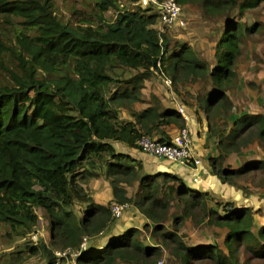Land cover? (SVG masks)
<instances>
[{
	"label": "trees",
	"instance_id": "1",
	"mask_svg": "<svg viewBox=\"0 0 264 264\" xmlns=\"http://www.w3.org/2000/svg\"><path fill=\"white\" fill-rule=\"evenodd\" d=\"M93 1L99 22L71 27L53 14L52 0H0V15L19 18L27 31L34 32L32 37L18 33L17 50L7 47L0 37V71L6 74L5 79L0 75V225L28 234L39 221L35 211L40 208L46 214L54 247L78 249L83 238L89 239L77 264H155L160 251L145 246L135 228L111 236L103 247L91 242L108 230L113 218L111 207L96 203L84 186L104 176L112 202L133 204L151 224L152 235L162 245L173 244L180 264L206 257L221 264L229 260L238 264L236 255L242 244L261 256L264 226L253 233L248 209L215 203L223 210L219 213L209 206L207 192L189 188L175 175L144 173L141 161L113 146L118 143L137 150L142 137L167 142L169 136L162 128L178 131L186 127L176 108L164 107L155 95L146 108L130 112L131 121L119 118L120 108L144 102L145 82L154 74L172 84L207 80L211 89L195 101L217 151L209 159L210 172L221 183L244 174L250 163L229 170L226 159L254 140L264 145V116L232 118L228 93L236 84L235 67L246 31L258 29L230 23L215 46L216 64L210 68L188 44L171 46L170 37L155 28L160 22L157 8L169 0H155V5L145 9L119 10L111 23L102 14L117 9L116 0ZM174 2L180 16L183 7L197 6L205 17L217 18L234 10L242 17L264 0ZM7 53L14 58L17 71L6 66ZM125 71L134 73L124 78ZM225 119L232 121L228 130L221 125ZM261 166L264 170V163ZM135 183L136 194L128 197L127 188ZM174 203L181 208V215L173 219L176 225L191 220L226 230L228 260L218 247H188L177 233L167 230L165 223ZM76 205L81 212L75 211ZM29 250L34 255L43 251L46 264H55L54 251L43 246Z\"/></svg>",
	"mask_w": 264,
	"mask_h": 264
},
{
	"label": "rangeland",
	"instance_id": "2",
	"mask_svg": "<svg viewBox=\"0 0 264 264\" xmlns=\"http://www.w3.org/2000/svg\"><path fill=\"white\" fill-rule=\"evenodd\" d=\"M116 2L117 9L102 14L103 20L107 23L115 20L119 10H135L137 7L145 9L149 4H152L148 2L144 5L141 0H116ZM52 3L53 14L68 26H81L85 21L89 23L99 22L98 12L93 0H52ZM181 14L179 22L172 27H165L157 22L155 28L170 37L171 46L180 43L188 44L197 53L198 58L207 63L210 68H213L216 64L214 58L215 46L230 23L239 22L243 28L253 26L256 30L258 29V31L253 32L246 31L242 43V54L235 67L237 73L236 84L228 93V96L233 103L230 113L232 118L242 115L264 116V3H261L255 9L247 10L242 14V17H239L237 10H234L228 16L205 17L197 6H185ZM22 22L19 18L0 15V37L5 45L13 50H17L16 36L19 32L28 37L34 35V32L25 29ZM4 59L7 67L17 71L16 62L10 54L7 53ZM121 73V70H116L117 75H121ZM133 73L125 71L123 77L128 78ZM0 75L1 78L5 79V73L0 71ZM210 89L211 83L207 80L196 83L167 84L164 77L154 74L145 82L142 91L144 102L135 104L130 109L120 108L119 118L123 121H131L130 112H138L146 108L150 103L151 95L158 97L164 107H180L187 118L204 117L196 105L195 98L205 95ZM110 90L114 92L113 87ZM221 125L228 130L232 125V121L225 119V122L222 121ZM213 127H216V123L213 124ZM162 130L171 131L169 127H164ZM153 139L156 140V138ZM212 143L213 145L210 148L213 147L215 150L213 140ZM113 146L117 152L130 154L134 157H138L142 153L139 149L132 150L118 143H113ZM216 155L213 157H216ZM231 155L233 156L228 159L229 162H225V168L239 170L247 163H250V166L244 174L230 178L226 183L217 181L216 184L212 185L213 188L218 187L222 191H226L225 193H208L209 206L219 213H222L223 210L214 206L215 203H230L235 207L248 209L254 222L252 231L256 235L261 226H264V170L261 166V163H264V145L260 141L254 140L253 143L243 148L239 153ZM84 188L96 203L109 207L116 204L112 202L111 187L104 176L89 180ZM127 189L128 195L130 194V197L134 198L137 184L135 183L133 187ZM135 202H138L137 198ZM75 211L81 212L82 208L76 205ZM35 212L39 217V221L28 234H24L22 230H14L8 226L0 225V264H46L43 251L38 255H34L29 250L31 247L42 248L43 246L49 251H59L58 248L53 246L44 210L39 208ZM179 215H181V208L174 203L170 210V216L165 223L168 231L174 234L177 233L182 243L188 247L196 248L203 245L218 247L228 260V252L224 249L225 229L207 226L206 224L197 225L191 220L176 225L173 219ZM149 225L151 224L146 221L140 211L133 204L128 203L123 215L119 219H113L108 230L92 237L91 242L96 246L103 247L108 238L132 227L140 231L139 239L145 246L148 248L155 247L160 251L161 256L155 263L161 261L162 264H180L172 250L174 248L173 244L162 245L159 237L152 235L153 232ZM87 240L89 245L90 241L88 238ZM71 250L76 251L77 249ZM260 255L254 254L242 244L238 247L236 257L238 264H264V246ZM230 261L234 262V260H229L228 264H231ZM65 262H69V260ZM191 264L221 263L206 257L193 261ZM233 264H236V262Z\"/></svg>",
	"mask_w": 264,
	"mask_h": 264
},
{
	"label": "built area",
	"instance_id": "3",
	"mask_svg": "<svg viewBox=\"0 0 264 264\" xmlns=\"http://www.w3.org/2000/svg\"><path fill=\"white\" fill-rule=\"evenodd\" d=\"M144 5L151 2L153 5L156 4L155 0H141ZM160 14V22L166 27H172L181 19L180 7L174 2V0H169L158 8ZM167 84L170 81L166 80ZM178 112L181 114L182 118L186 122V127L176 131L173 135L169 136L167 142H158L155 139L142 137L138 142V149L154 159L160 161H168L175 164H179L183 167L189 168V177L191 183L194 186L200 184V170L202 167L201 160L194 157L193 154V144H192V134L187 127L189 117L182 112L181 108H177ZM126 208L125 205L113 204L111 207L112 217L114 219H119L123 215V211ZM80 243L79 248L76 251H72V248H67L65 250H59L54 252L55 264H77V259L80 252L87 248L88 240L83 238ZM69 262H65L68 261ZM155 264H162L161 261Z\"/></svg>",
	"mask_w": 264,
	"mask_h": 264
},
{
	"label": "crops",
	"instance_id": "4",
	"mask_svg": "<svg viewBox=\"0 0 264 264\" xmlns=\"http://www.w3.org/2000/svg\"><path fill=\"white\" fill-rule=\"evenodd\" d=\"M187 127L192 134L194 157L200 159L202 163V167L200 170V180L201 181L198 186H194L191 183V179L189 177L190 170L187 167H183L175 163H170V162L168 163V161H160L144 153H140L138 157H134L132 155L131 156L142 162L144 173H147L150 175H154L158 173H167V174H171V175H175L179 177L191 189L199 190L201 192H207L209 194L210 193L211 194L212 193H222V192L225 193L226 190L222 191V189L218 187H215V188L212 187V185L216 184L217 181L219 182V180L216 178V176L212 175V173L210 172L211 170H210L209 159L213 157L215 154H217V151H216V148L215 150L213 149V147L210 148L213 145V143H212V139H210L207 135L208 132H207L205 118L201 116L199 118L191 117V119L189 118ZM170 129L171 131L164 130V132L168 136H171L176 132L175 129L173 128H170ZM232 156L233 155H230L226 159V163L229 162L228 159ZM128 197H130V194L128 195ZM129 228H132V227H129Z\"/></svg>",
	"mask_w": 264,
	"mask_h": 264
},
{
	"label": "clouds",
	"instance_id": "5",
	"mask_svg": "<svg viewBox=\"0 0 264 264\" xmlns=\"http://www.w3.org/2000/svg\"><path fill=\"white\" fill-rule=\"evenodd\" d=\"M176 110H177V108H176ZM177 112H178V110H177ZM178 113H179V112H178ZM179 115H181V114L179 113ZM183 120H184V119H183ZM185 123H186V122H185ZM117 205H118V204H117ZM124 205H125V204H124ZM112 218H113V217H112ZM113 219H114V218H113ZM81 242H82V241H81ZM87 245H88V244H87ZM81 252H82V251H81ZM81 252H80V253H81ZM156 263H157V262H156Z\"/></svg>",
	"mask_w": 264,
	"mask_h": 264
},
{
	"label": "bare ground",
	"instance_id": "6",
	"mask_svg": "<svg viewBox=\"0 0 264 264\" xmlns=\"http://www.w3.org/2000/svg\"><path fill=\"white\" fill-rule=\"evenodd\" d=\"M161 23V22H160ZM163 25V24H162ZM162 25H160V26H162ZM164 26V25H163ZM166 27V26H165ZM171 83V82H170Z\"/></svg>",
	"mask_w": 264,
	"mask_h": 264
}]
</instances>
